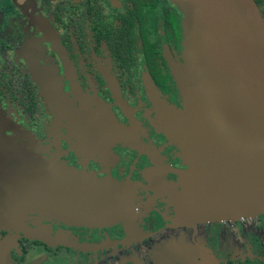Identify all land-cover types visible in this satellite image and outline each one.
<instances>
[{"label": "flooded vegetation", "instance_id": "af4514ba", "mask_svg": "<svg viewBox=\"0 0 264 264\" xmlns=\"http://www.w3.org/2000/svg\"><path fill=\"white\" fill-rule=\"evenodd\" d=\"M254 1L264 20V0ZM182 17L170 0H0V140L135 190L128 224L32 215L29 233L0 227L14 264H92L117 247L154 248L174 227L190 231L178 220L188 167L161 117L183 108Z\"/></svg>", "mask_w": 264, "mask_h": 264}, {"label": "water", "instance_id": "95a60500", "mask_svg": "<svg viewBox=\"0 0 264 264\" xmlns=\"http://www.w3.org/2000/svg\"><path fill=\"white\" fill-rule=\"evenodd\" d=\"M170 2L183 15L184 63L174 74L183 108L166 107L161 117L188 167L180 172L189 196L179 222L264 215L261 12L254 0ZM134 194L127 182L86 175L0 140L1 228L29 233L24 221L32 215L75 226L128 224ZM11 243L0 242V264H14Z\"/></svg>", "mask_w": 264, "mask_h": 264}, {"label": "rangeland", "instance_id": "374dc122", "mask_svg": "<svg viewBox=\"0 0 264 264\" xmlns=\"http://www.w3.org/2000/svg\"><path fill=\"white\" fill-rule=\"evenodd\" d=\"M189 227H174L172 239H160L151 249L146 243L100 252L92 264H264V215L220 224L218 230L202 222Z\"/></svg>", "mask_w": 264, "mask_h": 264}]
</instances>
